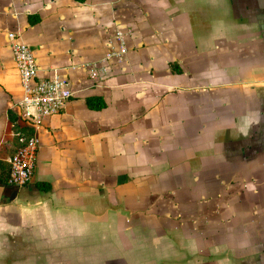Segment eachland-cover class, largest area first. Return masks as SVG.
Segmentation results:
<instances>
[{
  "label": "crops",
  "instance_id": "obj_1",
  "mask_svg": "<svg viewBox=\"0 0 264 264\" xmlns=\"http://www.w3.org/2000/svg\"><path fill=\"white\" fill-rule=\"evenodd\" d=\"M263 25L264 0H0V264H256L258 155L238 148ZM9 31L73 91L19 187L2 179L25 126Z\"/></svg>",
  "mask_w": 264,
  "mask_h": 264
},
{
  "label": "built area",
  "instance_id": "obj_2",
  "mask_svg": "<svg viewBox=\"0 0 264 264\" xmlns=\"http://www.w3.org/2000/svg\"><path fill=\"white\" fill-rule=\"evenodd\" d=\"M117 34L122 40L119 31ZM7 35L23 89L19 102L23 108L21 116L23 115L25 126L28 128V131L17 130V147L7 158V183L19 187L33 176L39 146L37 131L41 123L44 118L62 112L73 91L68 79L57 70L40 76L36 56L30 46L24 40L18 39V34L14 31H9ZM123 50L122 46L117 51L107 52L106 57L119 55ZM89 75H99L96 62L89 66Z\"/></svg>",
  "mask_w": 264,
  "mask_h": 264
},
{
  "label": "flooded vegetation",
  "instance_id": "obj_3",
  "mask_svg": "<svg viewBox=\"0 0 264 264\" xmlns=\"http://www.w3.org/2000/svg\"><path fill=\"white\" fill-rule=\"evenodd\" d=\"M260 32L262 38L264 40V25L260 27ZM261 52L264 54V43L261 44ZM263 105L259 102V106ZM255 106V105H254ZM253 106V107H254ZM252 110V109H251ZM260 113H264V110L261 108ZM248 136V137H247ZM245 136V141H243V145L240 146L238 149L242 154L245 156L255 155L258 156L250 158L253 161H257L255 167H257L258 176L260 178V187H259V195H258V207L259 210V229H258V249L255 254V263L256 264H264V139L261 140L260 146L254 143L249 135ZM244 139V138H243Z\"/></svg>",
  "mask_w": 264,
  "mask_h": 264
},
{
  "label": "water",
  "instance_id": "obj_4",
  "mask_svg": "<svg viewBox=\"0 0 264 264\" xmlns=\"http://www.w3.org/2000/svg\"><path fill=\"white\" fill-rule=\"evenodd\" d=\"M260 103L263 105L258 106L254 111L255 119L250 123L249 135L251 140L260 146L261 140L264 139V113H260L261 108L264 110V92L260 95Z\"/></svg>",
  "mask_w": 264,
  "mask_h": 264
},
{
  "label": "trees",
  "instance_id": "obj_5",
  "mask_svg": "<svg viewBox=\"0 0 264 264\" xmlns=\"http://www.w3.org/2000/svg\"><path fill=\"white\" fill-rule=\"evenodd\" d=\"M78 1H83V0H78ZM85 100H86V104L90 108L100 109L104 107L105 105V101L100 95H89V96H86ZM18 129H21L22 131H28L27 126H24L23 128L21 126V128L19 127ZM8 172H9V167H8L7 174L2 178L3 181L5 182H7Z\"/></svg>",
  "mask_w": 264,
  "mask_h": 264
},
{
  "label": "rangeland",
  "instance_id": "obj_6",
  "mask_svg": "<svg viewBox=\"0 0 264 264\" xmlns=\"http://www.w3.org/2000/svg\"><path fill=\"white\" fill-rule=\"evenodd\" d=\"M254 173V175H256L257 176V180L256 181H254L255 182V184L258 186V188L260 187V178H259V176H258V172H253ZM256 195H257V197H258V195H259V192L258 193H256Z\"/></svg>",
  "mask_w": 264,
  "mask_h": 264
}]
</instances>
